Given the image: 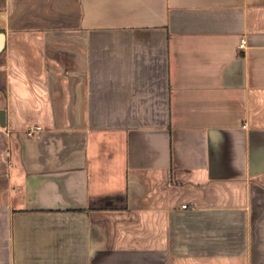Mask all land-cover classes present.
<instances>
[{
    "label": "crops",
    "instance_id": "crops-1",
    "mask_svg": "<svg viewBox=\"0 0 264 264\" xmlns=\"http://www.w3.org/2000/svg\"><path fill=\"white\" fill-rule=\"evenodd\" d=\"M0 41V264H264V0H0Z\"/></svg>",
    "mask_w": 264,
    "mask_h": 264
},
{
    "label": "built area",
    "instance_id": "built-area-1",
    "mask_svg": "<svg viewBox=\"0 0 264 264\" xmlns=\"http://www.w3.org/2000/svg\"><path fill=\"white\" fill-rule=\"evenodd\" d=\"M240 49L245 48L244 47V40L240 43L239 46ZM44 132V128L41 126H29L25 129L24 133L28 138L34 139L36 137H39ZM183 208H187V206H183Z\"/></svg>",
    "mask_w": 264,
    "mask_h": 264
},
{
    "label": "water",
    "instance_id": "water-1",
    "mask_svg": "<svg viewBox=\"0 0 264 264\" xmlns=\"http://www.w3.org/2000/svg\"><path fill=\"white\" fill-rule=\"evenodd\" d=\"M5 42L0 41V55L4 49ZM0 126L2 128L6 127V112L4 110H0Z\"/></svg>",
    "mask_w": 264,
    "mask_h": 264
}]
</instances>
